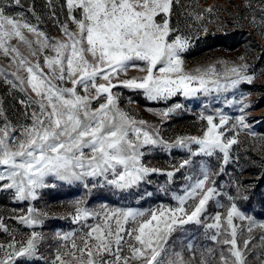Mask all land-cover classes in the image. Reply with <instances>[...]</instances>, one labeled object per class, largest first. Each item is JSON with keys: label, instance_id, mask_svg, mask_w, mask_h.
I'll use <instances>...</instances> for the list:
<instances>
[{"label": "snow or ice", "instance_id": "6c2138e0", "mask_svg": "<svg viewBox=\"0 0 264 264\" xmlns=\"http://www.w3.org/2000/svg\"><path fill=\"white\" fill-rule=\"evenodd\" d=\"M48 6L59 30L56 37L41 28L33 8L28 12L35 22L24 11L12 10L22 7L21 0H0V59L8 63L7 69L0 67V81L10 95L22 94L18 103L23 109V122H14L0 100V192L26 205L12 218L20 227L0 220V232L7 236L0 241V264H193L194 237L182 241L181 249L173 240L189 225L211 230L209 239L220 246L218 251L202 248L198 264H248L251 233L256 227L264 230V222L248 212L256 195L264 208V192L250 193L239 181L224 191L217 178L232 162L241 134L264 141V131L258 133L247 115L251 93L240 92L257 73L244 55L239 62L218 61L193 71L186 70L184 58L209 34L207 25L219 20L216 6L201 11L180 0H63L64 20L53 0ZM178 6L189 18L184 27L174 20ZM244 7L251 14H241L237 23L248 19L264 35V0L258 8L245 0ZM130 70L136 74L129 75ZM123 89L165 105L148 109L161 125L185 109L179 98L227 94L224 104L236 106L239 114L229 115L222 107L209 111L205 105L199 135L170 141L159 125L121 107ZM157 150L184 156L165 171L147 162ZM211 158L220 161L219 170L210 166ZM178 174L185 181L179 192L170 187ZM154 175L166 176L159 191L174 206L145 211L102 204L96 209L86 199L98 188L131 195ZM54 183L82 187L85 198L74 201L72 221L78 227L54 231L57 243L46 257L42 249L49 238L42 229L47 214L33 202ZM213 200L224 208L214 216L208 212ZM245 231L249 237L241 243Z\"/></svg>", "mask_w": 264, "mask_h": 264}, {"label": "rangeland", "instance_id": "374dc122", "mask_svg": "<svg viewBox=\"0 0 264 264\" xmlns=\"http://www.w3.org/2000/svg\"><path fill=\"white\" fill-rule=\"evenodd\" d=\"M56 4L57 14L60 20H64V15L60 13L59 5L63 0H53ZM253 8H258L261 5V0H251ZM22 7H14L12 10L15 12L24 11L29 19L35 22V17L31 12H28L29 8H33L36 15L40 17L41 28L46 31L50 36H59L58 27L53 19H50L51 9L48 6V0H21ZM182 5H191L192 8L198 10H204L209 6H216L219 13V20H215L209 23V34L203 37L190 53L185 55L186 70L193 71L196 68L204 67L218 61L227 62H239L238 58L244 55L248 64L252 65V68L256 71V78L252 85H242L240 92H250L251 95L247 98L252 107L248 110V118L252 123V126L256 131H264V35L259 30L253 28L248 19L239 21V17L243 14L245 17L251 13L245 9V0H180ZM184 11L183 8L177 7V15L174 20L179 23L181 27H184L189 18L181 15ZM13 43H16L13 41ZM21 50H26L21 46ZM0 67L8 68V63L4 59H0ZM222 71L223 69L220 68ZM136 73L130 70L129 75H135ZM21 93L16 92L14 95H10L7 85L0 81V100L3 101V107L5 108L8 118L14 122H23L22 112L23 109L18 103V99L21 97ZM227 94H221L219 99L213 96L207 98L201 97L197 101H185L183 98H179L182 103L185 104V109L177 114H174L169 120L160 124V118L153 115L148 109H162L165 107L163 104H156L149 102L138 93H133L127 89L122 90L121 107L126 111H129L138 119H144L149 124L159 125L161 131L166 140H173L178 136L186 135H199V130L202 124L199 116L202 111L205 110V105H208V110L213 108L222 107L223 110L229 115H238L236 106H227L224 104V96ZM239 92L237 93V97ZM133 103H129V99ZM240 145L234 146L233 160L225 166L224 174L217 178V184L222 185V190L226 191L230 183L239 181L242 182L244 187H247L251 193L255 190L257 193L264 192V148L261 145L264 141L259 138L253 140L246 137L243 134L240 136ZM184 156L183 153L174 152L171 156H168L162 151H154L147 158V162L151 166L163 169L165 171L171 170L173 163H178ZM238 157V159H236ZM210 166L214 170H219L220 161L216 158H211ZM185 181L182 176L177 175L174 184L170 187L179 192V185H183ZM166 184V176L154 175L150 184L141 185L138 189L133 190V194L119 193L112 191L108 188H102L95 190V193L88 200V204L92 208L99 209L102 204L108 207H122L140 210H148L164 205H175V201L170 199V196L164 195L159 191L162 185ZM141 193L142 195H135V193ZM146 193H151L147 195ZM85 198L84 189L77 188L76 186H69L67 184L54 183L53 186L43 189L40 193L38 200L33 203L35 206L47 214L43 226V232L49 239L45 241L44 248L42 249L44 255L49 257L51 255V249L56 245V240L53 237L54 231L66 232L71 231L78 227L72 221L74 214V201ZM221 204L227 205L225 197L218 198ZM260 200L259 195H256L252 199L250 205L251 210L248 215L253 216L258 222H264V208L258 203ZM244 207L249 205L244 202ZM26 207L24 204H17L12 199L10 192H0V220L11 228L20 227L15 219L18 216L19 209ZM223 212L224 208L218 206L215 200L210 201L208 206L209 215L214 216L215 213ZM208 220V223H211ZM239 225L240 221H236ZM247 222H243L246 226ZM211 230H206L203 227L196 228L192 225L188 226L186 232H177L173 235V240L176 243L177 249H181L182 241L186 242L189 237H194V243L196 245L195 251L197 253V259L193 261V264H198L199 253L203 249L213 248L219 250V245L214 244L210 239ZM264 234V230L256 227L251 233L252 244L250 245L251 254L248 257V264H262L264 260V241H261L260 237ZM249 233L245 231L242 236L239 237L242 243L243 239L248 238ZM7 236L0 232V241L6 240ZM222 239V238H221ZM185 258H188L190 253L184 250ZM218 259V257H217Z\"/></svg>", "mask_w": 264, "mask_h": 264}]
</instances>
